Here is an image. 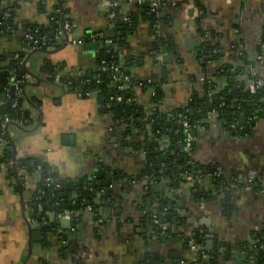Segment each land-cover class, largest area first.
I'll list each match as a JSON object with an SVG mask.
<instances>
[{
	"label": "crops",
	"instance_id": "0c3cea01",
	"mask_svg": "<svg viewBox=\"0 0 264 264\" xmlns=\"http://www.w3.org/2000/svg\"><path fill=\"white\" fill-rule=\"evenodd\" d=\"M15 1L18 31L0 35V71L4 73L11 57L22 56L28 80L21 97L29 123L10 124L6 145L0 144V153L6 147L11 150V159L0 166V264H145L148 256L158 264H200L198 252L186 244L196 232L205 233L209 252L217 242L231 252L218 260L203 255L201 264H254L242 245L252 244L264 232V116L251 124L241 122L243 134L232 133L215 116H207L196 130L190 155L211 170L201 187L208 196L197 200L192 181L173 188L159 184L158 191L168 195L169 207L177 215L171 235L165 231L162 236L148 215L157 199L148 191L143 147L154 140L145 130L129 129L131 122L107 110L101 90L98 96L93 92L79 97L56 83L54 76L96 79L99 55L110 52L133 79L148 83L156 79L163 90L157 107L171 113L186 106L205 83L222 88L220 68L242 63L245 54L256 63L250 70L264 87V57L258 61L264 0H160L155 23L142 6L157 0H120V20L102 0H43L44 12L40 0ZM56 11L63 23L76 25L74 38L87 40L98 33L112 37L117 30L120 41L116 48L103 41L110 47L104 50L89 47L98 41L74 45L65 39L48 48L24 47L19 39L22 27L47 26ZM130 15L129 27H117ZM207 43L216 48L212 53ZM212 54L220 56L212 60ZM153 94V87L136 85L131 101L149 114L156 107ZM156 142L165 146L166 141ZM23 162L33 171L28 172ZM38 166L46 169V181L65 184L72 199L78 197L72 186L82 179L94 180L101 166L127 178L108 176L113 180L110 196L98 195L97 212H82L78 223L63 213L52 214L51 222L61 220L56 223L60 236L51 238L32 214L33 196L44 178ZM217 175L232 184L230 189L214 187Z\"/></svg>",
	"mask_w": 264,
	"mask_h": 264
},
{
	"label": "trees",
	"instance_id": "16d2710c",
	"mask_svg": "<svg viewBox=\"0 0 264 264\" xmlns=\"http://www.w3.org/2000/svg\"><path fill=\"white\" fill-rule=\"evenodd\" d=\"M164 3H167V0H163ZM43 0H40V10L44 12L45 5L42 4ZM13 7L11 8V18L6 21L5 25H9L13 28L12 33H4L6 36H12L15 32L18 31V26L15 24V12L19 8L18 3L13 0ZM3 0H0V9H2ZM143 9L147 11V14L152 23H155L158 19L156 14H151V6L144 5ZM119 6L112 8L111 13H115L116 20H120L119 15ZM3 10V9H2ZM56 17L58 20L59 14L54 12L50 15L51 17ZM132 20V16H128ZM201 21V18L199 19ZM3 26V27H4ZM123 26H128L126 23H118L117 27L120 29ZM2 28V27H1ZM119 29V28H118ZM1 30V29H0ZM38 30V36L43 37L47 36L49 39L55 38L59 30V26L55 25L54 21L49 22L47 26H38L27 24L22 27V35L19 38L21 44L26 47L27 40L26 34L28 31ZM214 36V33H212ZM113 44L119 43L121 36L118 35V31L115 30V34L110 37ZM210 53L216 49L213 46H210L207 43ZM172 54V53H171ZM20 55V54H19ZM173 55V54H172ZM99 62L106 60L104 53L100 55ZM219 54H212V60H217ZM22 56L20 55V58ZM22 60V58H21ZM23 61V60H22ZM107 61V60H106ZM111 63L117 64L114 60L107 61V65ZM256 63H253L247 55L243 54L242 63L231 65L225 64L218 71V76L225 80V84L222 88H216L211 83L203 84L202 91H194L190 96V99L186 106L171 113H164L158 109L157 105L163 99V90L160 83L155 82L156 79H152L150 83L148 81H138L133 79L129 72L126 70V67L120 66L123 75L129 76L131 82L129 83V88L126 91L120 92L112 86L111 80L108 78L109 73L105 71H100L99 79L100 84H96V79L90 80V83H87L85 79L75 78L70 76H64L62 81L68 83L72 81L71 86H65L64 89L71 92H82L86 94L92 89L101 90L107 97L106 102H112V109L110 110L117 119H128L133 117L134 121L132 126L129 129H142L148 132L149 136L154 140L151 143L146 144L143 147V151L146 155L147 166L146 174L150 177L148 182V191L152 192L156 197V204L154 207H151L149 218L152 222H157V230L160 232L163 228H166L165 235H171V231L168 229L169 226L176 222L177 215L169 207V197L165 192L158 191L157 186L159 184H168L171 188L178 187L181 184H189L193 182V195L197 200H204L208 196L205 192L201 191L202 182L204 178L211 171L210 169L204 168L202 165L198 164L192 156L187 157L188 153L183 148L186 143V132L180 124L181 117L183 116L187 119L191 127L195 128V131L203 126L204 120H206L209 113L213 110L218 113V120L222 122L224 127L232 133H241L245 132V128L241 124V116H244L248 123H253L254 120H259L264 116V87L262 86L257 90L255 94L251 93V89L248 87L250 82L259 81V76L255 72L251 71V68H254ZM16 63L14 61L8 66V68H14ZM54 72L51 73V76ZM9 85L8 79H0V102L5 100L6 97V88ZM136 85L147 88L149 86L153 87V102L156 104V107L147 114L145 111L140 109L135 104L130 105V101L133 98V91ZM122 96L123 102L118 103L113 101L116 96ZM129 96V97H128ZM17 100L18 107L15 109L12 107L13 102ZM26 102L23 97L17 98L16 94H11L7 98L5 104L0 103V115H8L11 120H15L20 117V113L17 112L23 111L25 117L26 113ZM129 122V121H128ZM14 123V122H12ZM130 123V122H129ZM237 124V128L234 129L231 126ZM134 126V127H133ZM195 139V138H194ZM166 141L165 146L157 144L156 141ZM194 144L192 145L191 153H194ZM180 156H183L184 159H180ZM188 158V159H187ZM11 159V150L7 147L0 153V166L6 164ZM25 168L27 167L28 172H32L29 168L27 162L21 164ZM103 165V164H101ZM100 172L96 175V186H93L91 182L87 179H82L73 185L72 190H76L78 197L72 199L71 192L67 190L65 184L57 183H48L46 179L45 168L41 166L40 171L43 173V180L40 183V194L35 193L32 201L33 217L38 222V224L43 226V218H50V216L61 214L65 210H70L73 212V219L80 221L81 213L88 210L90 206L92 208V213H96L99 208L98 195H101L102 198H108L110 196L109 188L111 186L112 179H108V176H115L113 179H125L126 174L123 172L112 173L110 169L104 168L101 166ZM102 174L103 177L100 178L99 175ZM113 182V180H112ZM214 187L218 190L224 191L227 183L223 176H214ZM69 189V187H68ZM171 201V200H170ZM42 204L43 211L38 210V203ZM157 217L155 219L154 217ZM162 220V221H161ZM77 221V223H78ZM43 231L46 236L51 238L59 237L60 230L55 222H51L49 225L43 226ZM205 233L196 232L192 236L187 237L186 244L188 245L192 240L198 246V261L202 263L203 255H208L211 257V260H218L222 256L228 257L231 253L230 248L225 244L216 243L213 250L209 252L205 247ZM255 241H259L264 244V232L259 234L256 237ZM188 248H190L188 246ZM242 250L247 254L248 259L255 261V264H264V249L260 250L259 246L255 247L254 242L252 244L246 243L242 245ZM223 251V254L219 252ZM252 257V258H251ZM145 264H158V261L153 259L151 256L146 258Z\"/></svg>",
	"mask_w": 264,
	"mask_h": 264
},
{
	"label": "built area",
	"instance_id": "2783aa9c",
	"mask_svg": "<svg viewBox=\"0 0 264 264\" xmlns=\"http://www.w3.org/2000/svg\"><path fill=\"white\" fill-rule=\"evenodd\" d=\"M120 0H102V4L103 6L109 8L110 10H112V8H114L115 6L118 5ZM151 3V2H150ZM160 4V0L157 1H153L151 3V14H156L157 13V8ZM13 1L12 0H3V6L2 9H0V16L2 17V20L0 21V35H5L4 33H12L13 32V28L9 25H5L6 21L9 20L11 18V8L13 7ZM56 13H58V11H56ZM113 17H115V13H111ZM51 21H54L55 25L59 26V30L57 32V35L55 36L54 40L53 39H49L47 36H43V37H39L38 36V30H34V32H32L31 30L28 31V33L26 34V40H27V45L26 48L29 47H34V48H48L51 46H54L57 43L62 42L63 39L67 40L69 43L74 44V45H82V44H86V43H94L96 41H105V43L109 46H111L113 44L112 39L105 37V35L103 33H98V34H94L92 36H90L89 38H87V40H83V39H78V38H74V30L76 29V25L70 22H62L61 20H58L56 17H51L50 19ZM124 22L125 23H131V19L129 17H125L124 18ZM4 26V27H3ZM2 27V28H1ZM70 38V39H69ZM264 57V36L262 38V42H261V46H260V54L258 56V61H262ZM14 61L16 63V66L14 68H8L6 67L4 69V72L7 75V79L9 80V85L6 88V97L4 101H1V104H5L7 98H9V96L11 94H16L17 98L21 97V91L22 88L24 87V85L27 83L28 77L25 75L24 71H23V61L20 58L19 54H16L13 56V58H11V62ZM100 67H101V71H105L108 72V78L111 80V84L112 86H114L115 88H117L118 91L123 92L128 90L129 88V83L131 82V78L129 76L123 75L122 71H121V67L118 64L115 63H111L110 65H107V61L106 60H102L100 62ZM2 71V70H1ZM0 71V79L2 78V72ZM64 76L62 75H55L54 76V80L56 81V83L60 84L61 86L65 87V86H71L72 85V81H69L68 83H65L62 81V78ZM97 78H99V75L97 76ZM96 78V84H100V80ZM90 80L86 81L87 83ZM262 87V83L260 81H257L256 83L254 82V84L250 87L251 89V93L255 94L257 92L258 89H260ZM99 89H92L89 92H87L86 94H83L82 92H79L77 90L76 93L79 97H86L91 95V93L98 91ZM113 101H116L118 103H122L123 102V97L120 95L116 96ZM13 108H17L18 107V102L17 100H15L12 104ZM105 107L107 110H111L112 109V102H106ZM17 112H19L21 115L20 117L16 118L15 120H11L10 117L8 115H0V144L2 145H6V138H5V129L8 125L12 124V122H14L16 125L20 126V127H26L29 123V120L27 119V117L24 116L23 111H19L17 110ZM209 115L215 116L218 119V113H216L215 110L211 111L209 113ZM181 120H180V124L182 125V128L185 129L186 132V143L184 144V149L186 150V152L188 153L187 157L190 156L191 153V149H192V145L194 142V137H193V132L195 130L194 127H191L189 122L187 121V119L183 116H180ZM125 121H129V122H133L134 119L133 117H129L128 119H124ZM232 128L236 129L237 128V124H233L231 126ZM38 169H41L40 166H38ZM218 176V175H217ZM48 182V180L46 181ZM227 183V181H225ZM49 183V182H48ZM234 185V184H233ZM232 186V184H228L226 185L225 189H230V187ZM37 193L40 194V190H37ZM38 210L40 212L43 211V206L42 204H40V202L38 203ZM88 210H92V208L89 206L87 208ZM63 215L66 218H72L73 219V212L70 210H65L62 212ZM155 219H157V217H154ZM74 221L77 223L78 220ZM51 223L50 218H43V226L49 225ZM165 229L163 228L159 233L163 236L165 234ZM255 247L259 246L260 250L264 249V244L260 243L259 241H254ZM189 246L191 248L192 251L194 252H198V246L195 244V242L192 240L189 243ZM252 258V257H251ZM255 264V262H254Z\"/></svg>",
	"mask_w": 264,
	"mask_h": 264
},
{
	"label": "water",
	"instance_id": "95a60500",
	"mask_svg": "<svg viewBox=\"0 0 264 264\" xmlns=\"http://www.w3.org/2000/svg\"><path fill=\"white\" fill-rule=\"evenodd\" d=\"M2 20V17L0 16V21ZM124 30L126 29V28H123ZM90 48H94V49H96V48H100V50H104V49H109L110 47H108V46H105V43L103 42V41H98L97 43H95V44H93V45H91V46H89ZM114 47L116 48V45H114ZM104 57H105V59L107 60V61H110L111 59H112V54L110 53V52H106L105 53V55H104ZM11 58H13V57H11ZM11 64V60H8V62H7V66H9ZM23 69V68H22ZM85 76V74H82V77H84ZM2 78L3 79H7V75H6V73L4 72V73H2ZM99 94H101V92L100 91H98V92H94L93 93V96H98ZM129 97V96H128ZM134 104V102L133 101H130V105H133ZM244 121H245V117L244 116H241V122L242 123H244ZM9 126V125H8ZM7 126V127H8ZM7 127H6V129L5 130H7ZM197 135H198V133L194 130V132H193V137L194 138H196L197 137ZM183 148H184V146H183ZM192 150V149H191ZM180 159L182 160V159H184L183 158V156H180ZM188 159V158H187ZM99 177L100 178H102V174H100L99 175ZM88 181L89 182H91L92 183V185L93 186H96V178L93 180L92 178H89L88 179ZM74 197V196H73ZM66 219H71V218H66ZM60 220H61V218H59V217H57V219H56V223L57 224H60ZM162 221V220H161ZM172 227L171 226H169V230L171 229ZM210 232L212 233V230H210ZM211 239H212V237H211Z\"/></svg>",
	"mask_w": 264,
	"mask_h": 264
}]
</instances>
